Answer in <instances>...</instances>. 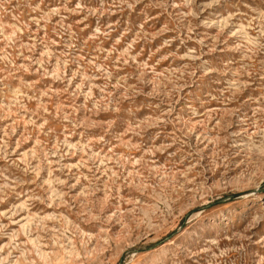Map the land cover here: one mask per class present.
Wrapping results in <instances>:
<instances>
[{
    "label": "rangeland",
    "instance_id": "rangeland-1",
    "mask_svg": "<svg viewBox=\"0 0 264 264\" xmlns=\"http://www.w3.org/2000/svg\"><path fill=\"white\" fill-rule=\"evenodd\" d=\"M0 264H264V0H0Z\"/></svg>",
    "mask_w": 264,
    "mask_h": 264
}]
</instances>
